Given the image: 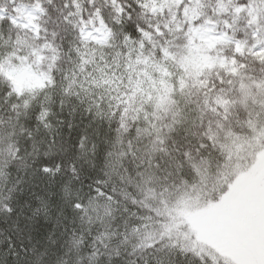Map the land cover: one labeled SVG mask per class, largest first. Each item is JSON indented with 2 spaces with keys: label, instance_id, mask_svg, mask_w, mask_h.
I'll return each mask as SVG.
<instances>
[{
  "label": "snow or ice",
  "instance_id": "6c2138e0",
  "mask_svg": "<svg viewBox=\"0 0 264 264\" xmlns=\"http://www.w3.org/2000/svg\"><path fill=\"white\" fill-rule=\"evenodd\" d=\"M0 264H264V0H0Z\"/></svg>",
  "mask_w": 264,
  "mask_h": 264
}]
</instances>
